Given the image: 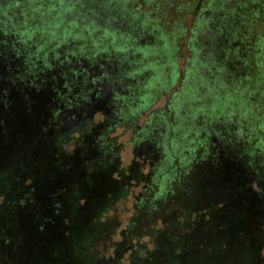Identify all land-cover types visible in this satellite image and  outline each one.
<instances>
[{"label": "trees", "instance_id": "1", "mask_svg": "<svg viewBox=\"0 0 264 264\" xmlns=\"http://www.w3.org/2000/svg\"><path fill=\"white\" fill-rule=\"evenodd\" d=\"M14 43L11 36L0 40V264H96L108 212L128 194L113 196L116 181L106 172L122 162L106 138L126 122L129 107L133 115L155 100L156 79L141 93L142 70L115 84L105 73L91 81L87 75L75 93L68 89L70 72L19 66L27 40ZM136 79L140 95L129 93ZM100 114L104 121L94 124ZM220 139L215 151L201 140L184 149L200 146L197 156L178 159L152 135L150 172L138 179L146 197L127 232L133 240L168 232L172 246L162 252L170 264H264V145L257 158L256 148L242 144L251 155L246 165ZM169 163L173 175L164 172Z\"/></svg>", "mask_w": 264, "mask_h": 264}, {"label": "rangeland", "instance_id": "2", "mask_svg": "<svg viewBox=\"0 0 264 264\" xmlns=\"http://www.w3.org/2000/svg\"><path fill=\"white\" fill-rule=\"evenodd\" d=\"M10 36L18 45L27 40L19 66L33 64L41 73L56 68L70 72L68 89L75 93L87 75L91 81L105 73L106 81L115 84L142 70L141 93L148 91L151 77L156 79L155 100L133 115L129 107L126 122L106 138L120 149L122 162L120 168L113 162L106 172L116 181L113 196L125 189L128 194L108 212L109 232L94 253L96 264H135L142 259L143 264H170L173 260L164 253L172 246L168 232L160 229L141 240L129 238L127 232L146 197L138 179L150 172L148 146L156 134L166 142L168 156L189 158L201 149L188 152L187 147L206 140L215 151L225 137L243 164L251 157L243 143L256 148L260 158L264 0H0V40ZM136 82L129 93H138ZM104 119L97 115L94 124ZM173 168L169 163L164 172ZM48 256L43 254L42 260L50 261Z\"/></svg>", "mask_w": 264, "mask_h": 264}]
</instances>
